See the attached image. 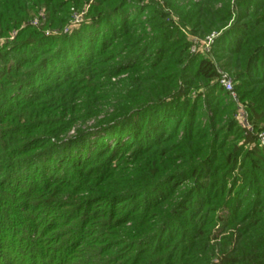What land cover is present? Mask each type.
<instances>
[{"label": "rangeland", "instance_id": "374dc122", "mask_svg": "<svg viewBox=\"0 0 264 264\" xmlns=\"http://www.w3.org/2000/svg\"><path fill=\"white\" fill-rule=\"evenodd\" d=\"M205 1L0 11V158L24 204L2 238L40 242L45 264H264V231L240 238L264 230L263 0H229L217 30L197 34L185 16ZM250 44L246 65L223 67ZM178 53L189 60L160 61ZM198 56L217 77L197 75ZM26 249L4 264H26Z\"/></svg>", "mask_w": 264, "mask_h": 264}, {"label": "trees", "instance_id": "16d2710c", "mask_svg": "<svg viewBox=\"0 0 264 264\" xmlns=\"http://www.w3.org/2000/svg\"><path fill=\"white\" fill-rule=\"evenodd\" d=\"M216 0H211L210 2H203L202 5H194L187 9V14L185 16L186 22L192 23V30L194 29L195 33L197 34H207L214 29L217 30L219 27L221 21L223 22L224 18L219 16L220 14H223L225 11V6L228 4L229 0H220L222 3V7L219 10H215L213 8V4ZM261 1V0H258ZM46 0H0V11L3 12V10H7V13H10V15H14L15 13H21V9H25L30 4H36V3H45ZM258 3V2H256ZM225 4V5H224ZM255 5V9L257 12L259 11V14L257 15V19L259 20H264V0L263 2H260L258 5ZM262 5V6H261ZM33 7V6H32ZM224 9V11H223ZM229 10V9H228ZM261 11V13H260ZM263 11V12H262ZM101 16L105 14L104 11H100L99 13ZM245 28V24H242L239 30L243 31ZM160 35L166 36L163 32L164 30L162 29L160 31ZM218 47V45L216 44ZM215 47V45H213ZM216 48V47H215ZM237 48L235 46L234 48H228V51H234ZM231 51V52H232ZM257 49L253 47L251 44L245 48L241 49V47H238L233 53V55H239V57L235 58L233 56L229 57V61H227L226 64H224L223 67H226L233 73L237 72V69L241 67V65H246L252 58L253 52H256ZM2 57L0 56V59ZM187 60V55H183V53H178L174 58H161L160 61L164 63V65H181V63H185ZM191 61V60H190ZM195 62V67H196V73L197 75H200L205 80H210L212 78L217 77V72L213 66V62L208 59H204L202 57L195 58L193 60ZM163 77V76H162ZM155 78H160V76H155ZM164 78V77H163ZM161 85V84H160ZM160 89H162L161 86H159ZM222 91V90H221ZM262 114H256L253 112V117L259 121L262 118ZM213 120V119H212ZM10 140H5L2 145L5 143H9ZM12 145V144H11ZM1 152V150H0ZM2 153V152H1ZM17 167L13 166V162H11L9 159L2 157L0 158V171L2 172V178L4 180L0 182V235H2L1 231L9 232L10 231V224H14L16 221V216L13 214V211H16L22 205L24 204H17L19 201L18 199L15 198L14 192H12V189L10 186L5 183V180L8 177V181H12L16 173L15 171ZM16 169V170H15ZM1 178V179H2ZM49 205V203L47 202ZM24 208V206H23ZM259 212V211H258ZM17 224V223H16ZM31 226L30 224L23 225L22 229L28 230V227ZM32 228L34 226H31ZM264 230L262 228H257V230L254 231V228H250L245 232L243 235H241L240 238H256L262 237V232ZM0 236V264L6 263L7 259L10 261L13 257H11V254H13V249H24L25 247L27 248L23 254L24 258H22L19 262L21 263H26V264H45L49 258V255L46 253L45 248L41 246L40 242L33 240V238H22L21 241L17 242L16 239L13 238H2ZM35 242L38 244V246L35 244ZM60 256V253H59ZM59 256H57L59 258ZM7 257V258H6ZM18 257V256H17ZM251 258V261H254L253 259L256 260L255 253L253 256H249ZM15 258V257H14ZM17 260V259H16ZM234 259L231 258L230 255H226L220 258V263L219 264H232L230 261ZM232 261V262H233ZM17 262V263H19ZM55 263V262H53ZM52 263V264H53ZM15 264V263H14Z\"/></svg>", "mask_w": 264, "mask_h": 264}, {"label": "built area", "instance_id": "2783aa9c", "mask_svg": "<svg viewBox=\"0 0 264 264\" xmlns=\"http://www.w3.org/2000/svg\"><path fill=\"white\" fill-rule=\"evenodd\" d=\"M221 85L225 88V90L227 91H231L232 90V83L230 82V80L228 79H222L221 80Z\"/></svg>", "mask_w": 264, "mask_h": 264}]
</instances>
